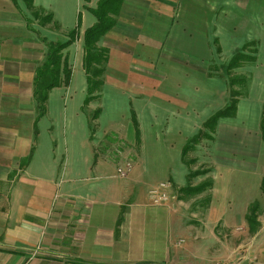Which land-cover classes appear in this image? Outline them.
<instances>
[{"label": "crops", "instance_id": "1", "mask_svg": "<svg viewBox=\"0 0 264 264\" xmlns=\"http://www.w3.org/2000/svg\"><path fill=\"white\" fill-rule=\"evenodd\" d=\"M256 3L263 6L262 0H124L117 24L99 42L110 51L103 87L126 93L132 103L164 102L167 123L178 126L191 113L186 84L206 76L220 21L251 18ZM35 7L51 10L37 0ZM91 14L81 13L79 37L65 50L73 77L61 87L71 90L63 108L50 109L53 88L39 116L34 80L52 39L23 0H0V264H264V240L238 242V213L245 218L249 206L240 207L231 188H215L222 198L196 219L201 207L175 196L154 203L135 171L122 178L112 160L95 158L99 142L106 146L109 134L124 136L131 128L114 123L98 141L88 132L94 105H85L87 77L78 107H68L77 94L75 65L85 73L84 31L96 22ZM190 57L205 65L196 67ZM56 116L63 117L62 138L48 124Z\"/></svg>", "mask_w": 264, "mask_h": 264}, {"label": "rangeland", "instance_id": "2", "mask_svg": "<svg viewBox=\"0 0 264 264\" xmlns=\"http://www.w3.org/2000/svg\"><path fill=\"white\" fill-rule=\"evenodd\" d=\"M37 1L44 6L51 5V10L48 11H54V15L58 17V26L53 22L46 25L39 22L43 27L41 33L52 41L65 40L68 32L78 24L80 14L90 5L87 0ZM262 3V7L259 3L253 6V12L258 13L251 18L240 15L239 19L220 21V27L216 30L219 35L210 39L213 49L207 56L206 76L195 73L193 75L200 76H192L186 84L187 89H190L191 113L178 126L172 124V119L171 124L167 123L170 116L164 102H155V99L146 102L143 98H137L132 103L126 93L103 85L91 100L94 106H88L91 118L89 124L87 123L88 132L91 135L96 134V141L101 137L103 128H111L114 123L128 124L131 128V131L125 132L128 134L124 133L122 136L118 133V137L114 138L109 134L110 140L106 146L102 141L99 142L97 148L95 147V158L107 157V160H112L116 173L122 178L129 177L135 171L134 176L149 187L148 194L151 198L160 196L159 194L155 197L152 191H164L166 197L158 202L152 199L154 203H166L170 196H175L179 202L197 207L195 209L201 207L202 211L196 212L195 216L199 219L204 209L216 202L215 198H222L215 195V188L218 191L220 189L219 192L231 188L237 195L240 207L246 209L253 204L250 214L255 221L252 229L254 232L248 230L251 229L250 224L245 222L246 217H242L245 212H239L238 242H243L246 236H253L255 244L264 240L261 235L264 232V195L261 190V180L264 177V140L260 130L264 108V0ZM39 10L44 9L40 7ZM91 17L96 19L93 14ZM244 45L245 51L254 55L255 59L244 62L230 72L227 71L230 58ZM189 59L196 67L205 65V61H195L191 57ZM75 66V84L71 89L76 90L77 94L74 101L68 105L69 108L78 107L77 103L83 98L80 88L87 77L82 67ZM107 70L106 66L102 79L105 78ZM231 77H247L248 83L231 85ZM61 87L66 86L55 87L57 90L51 96L49 107L52 110L63 108L65 95L67 97L71 92H66ZM232 91L239 92L236 115L221 119L215 129L214 138H204L194 144L183 160V138L188 136L190 139L199 131L205 130L204 122L230 103ZM134 115L141 128L139 122L138 125L134 123ZM59 119L60 117L56 116L55 121L51 119L48 124L53 125L56 135L62 138L64 121L63 117ZM121 168L129 170L126 175H121ZM162 183L167 186L161 188ZM204 183L206 186L199 192L182 190L183 187ZM193 214L191 213V217ZM241 221L245 222V225L247 223L248 228L242 226L244 224H241Z\"/></svg>", "mask_w": 264, "mask_h": 264}, {"label": "trees", "instance_id": "3", "mask_svg": "<svg viewBox=\"0 0 264 264\" xmlns=\"http://www.w3.org/2000/svg\"><path fill=\"white\" fill-rule=\"evenodd\" d=\"M23 1L26 7L31 10L33 18L38 19L40 23L47 24L49 22H53L55 26L59 25L58 21L54 19L53 13L39 10L35 7V0ZM123 2L124 0H99L95 7L87 6L88 10L96 17V22L84 31L83 68L87 74L88 83L85 104H88L94 99V96L96 95L95 92L99 91L100 87L104 84L102 76L106 71L110 51L107 47L99 46V42L101 38L117 24V17L121 11ZM81 19L80 14L78 24L75 28L68 32L65 40L49 41L46 43V58L45 61L37 68L34 80V96L38 103L39 116H42L46 111V104L50 91L55 87L68 86L71 83L73 77V65L70 62L69 55L65 53V50H67L78 39L80 34ZM28 21H31V19L29 18ZM245 48L246 45L232 55L227 64V71L230 72L240 67L244 62L255 59V56L247 53ZM235 83L245 85L248 83V78L231 77L230 84L234 85ZM238 95L239 92L232 91V99L230 103L216 111L204 122L203 127L205 130L203 129V131H199V133L187 141L182 149L183 160L187 151L194 146V144L199 143L200 140L204 138H214L215 129L221 119L236 115L239 103ZM134 117L135 115L133 116V121L138 125L136 117L135 119ZM260 130L262 139L264 140V108L261 113ZM204 186H206V183L197 186L183 187L182 190L187 189L199 192L204 189ZM261 190L264 195V177L261 182ZM251 206L248 209L246 218L250 222L253 229L255 221L254 217L250 214L252 211Z\"/></svg>", "mask_w": 264, "mask_h": 264}, {"label": "built area", "instance_id": "4", "mask_svg": "<svg viewBox=\"0 0 264 264\" xmlns=\"http://www.w3.org/2000/svg\"><path fill=\"white\" fill-rule=\"evenodd\" d=\"M129 168H130V167H129ZM128 171H129V170H125V169H123V168H121V169L119 170V172L121 173V175H126ZM160 186H161V188H165V187L167 186V184L162 183V184H160ZM160 186H159V187H160ZM152 194H154L155 197H156L157 195L160 194V196H159L158 198H152V199H154L156 202L160 201L159 199H161V198H165V197H166V194L164 193V191H162L161 193H159V191L154 190V191H152ZM157 204H158V203H157Z\"/></svg>", "mask_w": 264, "mask_h": 264}]
</instances>
